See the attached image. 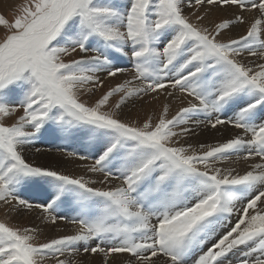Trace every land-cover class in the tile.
Instances as JSON below:
<instances>
[{"label": "snow or ice", "instance_id": "obj_1", "mask_svg": "<svg viewBox=\"0 0 264 264\" xmlns=\"http://www.w3.org/2000/svg\"><path fill=\"white\" fill-rule=\"evenodd\" d=\"M0 27V264H264V0H22ZM35 210L73 231L12 222Z\"/></svg>", "mask_w": 264, "mask_h": 264}, {"label": "bare ground", "instance_id": "obj_2", "mask_svg": "<svg viewBox=\"0 0 264 264\" xmlns=\"http://www.w3.org/2000/svg\"><path fill=\"white\" fill-rule=\"evenodd\" d=\"M232 11H233L232 9H227V10L214 9L212 11V14L205 20V23H208V21H210V20H216V19H218L221 16L230 15L232 13ZM242 31H243V26H238V27H236V28H234L232 30L230 35H235L236 33L242 32ZM120 79H123V77H118L115 80H108L106 83L109 86L110 84H112L114 82H119ZM174 104H175V102H174ZM147 105H151V104H142L141 105L142 109L147 107ZM125 112L126 113L128 112L127 108L125 109ZM142 113H143L142 110H136L135 109L134 112H133V109H132V111H131L132 116H138L139 117V115L142 114ZM228 131H233V130H231V129H228V130L221 129V132H224L225 134H227ZM221 132L205 133V134H202L201 137L197 138L196 140H200V141H204L205 142V141H210L213 137L220 138ZM188 142H190V139H189ZM28 158L30 160L38 163V164H49V163L56 164V163H59L60 166L64 167L65 169L72 168V165H73V161L72 162H65L55 152L49 153V152L45 151V152L37 154V153H35L34 149H29ZM77 170H78V172H77L78 174H84V170L83 169L78 168ZM93 178L96 179L97 177L93 176ZM0 211H4L5 212V210H3V209H0ZM33 213H34V215H33V217H31V220H33L32 221L33 222L32 225L37 226V225L40 224L41 214H40V212L38 210L33 211ZM23 215H24L23 220L24 219L25 220L30 219V217H29L30 214L28 212L22 213V216ZM15 216L16 215L14 214L13 217H15ZM39 226L43 230V235H46L47 237L55 236V235H58V234H64L65 232L70 233L71 231H73V227H74L72 225L66 224L65 222H59L56 226L44 225V224L39 225ZM61 229H63V232H61ZM87 259L89 261H91V264H99V261H100L101 258L99 256H95V257H88Z\"/></svg>", "mask_w": 264, "mask_h": 264}, {"label": "rangeland", "instance_id": "obj_3", "mask_svg": "<svg viewBox=\"0 0 264 264\" xmlns=\"http://www.w3.org/2000/svg\"><path fill=\"white\" fill-rule=\"evenodd\" d=\"M0 2H1L0 3V14H3L9 20H12L14 18V12H15L16 6L19 5L20 3H22V0H0ZM3 34H4V29L2 27H0V38L3 37ZM122 66H129V65L124 64ZM115 83H117V82H114V83L110 84L109 86L107 85V83H105V88L104 89H101L100 91L102 92V91L106 90L108 87L112 86ZM99 94L100 93L98 92L96 95H99ZM161 99H163V97ZM129 107H131V106H129ZM152 108H153L152 105H147V107H145V108L142 109L141 104H137L136 107L135 108H132V109H133V112H134L135 109L136 110H142V112H143L142 114L143 115L142 114L139 115V117L142 118L145 113H150L152 111ZM131 116H132V114H131ZM132 117L135 118V117H138V116H132ZM199 137H201V135L198 136V137L191 138L190 139V143H194L195 144L197 142H204V141L196 140ZM36 146L37 147H41L42 149H47V148H53L54 149V147H55V145L53 143H48V142L38 143ZM53 152H55V151H53ZM79 163H83V162L73 161L72 168H69V169H66V170H68V171H70V172H72L74 174H78L77 173L78 172V170H77L78 167L76 165L79 164ZM4 214H5L4 211H0V217L4 216ZM29 214H30L29 215L30 219H28V220H25V219L23 220L24 215L22 216V214H19V215H16L15 217H12V222L13 223L20 224V225H30V226H34V225H32V223H33L32 221L33 220H31V217H33L34 213L31 212ZM232 219L234 220L235 217H233ZM39 225H42V222L41 221H40V224ZM221 231H223V229H221ZM46 237H47L46 235H42L41 238L43 239V238H46ZM238 254L239 253H236L235 255H238ZM229 258L231 259L232 257H229Z\"/></svg>", "mask_w": 264, "mask_h": 264}]
</instances>
